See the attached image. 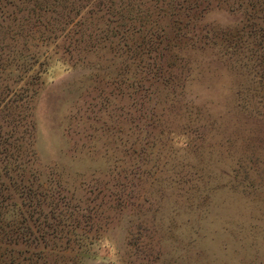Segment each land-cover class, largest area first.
Segmentation results:
<instances>
[{
	"label": "rangeland",
	"instance_id": "rangeland-1",
	"mask_svg": "<svg viewBox=\"0 0 264 264\" xmlns=\"http://www.w3.org/2000/svg\"><path fill=\"white\" fill-rule=\"evenodd\" d=\"M28 80L0 264H264V0H0V87Z\"/></svg>",
	"mask_w": 264,
	"mask_h": 264
},
{
	"label": "trees",
	"instance_id": "trees-1",
	"mask_svg": "<svg viewBox=\"0 0 264 264\" xmlns=\"http://www.w3.org/2000/svg\"><path fill=\"white\" fill-rule=\"evenodd\" d=\"M38 65L42 67L43 64ZM32 78L36 81L38 76L34 75ZM32 83L36 82L28 80L19 97L16 96V98L7 97L0 87V247L3 245V239L10 235H14L15 242L21 238V233L16 230L9 231L7 228L5 229L8 223L15 222L21 218L22 214L26 215L27 212H29L31 218H34L36 212L30 204H35V202L32 198L26 196L29 192L26 193L25 190L28 189L29 191L30 187L24 183L26 182V173L29 170L24 167L25 163H22V160L25 159H35L36 155L31 129L33 125L30 103L32 95L36 92L29 87ZM5 125L9 126L8 130H4ZM9 173L15 175L14 178L9 177L8 179L12 180L7 183L5 176H8ZM8 184H11L14 191L18 192V198L25 202L19 204L14 201L13 195L9 193L11 188ZM21 203L26 206L25 211L22 210ZM36 218L38 217L36 216ZM39 219V225L44 224L46 223L45 220L48 219V215ZM26 242L28 245H34L37 240L32 238L26 240L25 244Z\"/></svg>",
	"mask_w": 264,
	"mask_h": 264
}]
</instances>
